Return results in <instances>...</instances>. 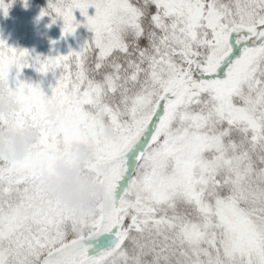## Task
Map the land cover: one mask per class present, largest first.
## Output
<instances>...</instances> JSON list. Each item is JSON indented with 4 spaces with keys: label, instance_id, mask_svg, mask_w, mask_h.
I'll list each match as a JSON object with an SVG mask.
<instances>
[{
    "label": "snow or ice",
    "instance_id": "obj_1",
    "mask_svg": "<svg viewBox=\"0 0 264 264\" xmlns=\"http://www.w3.org/2000/svg\"><path fill=\"white\" fill-rule=\"evenodd\" d=\"M45 15L91 36L44 58L0 40L16 105L0 125L36 131L0 158V264H264V0H49ZM28 67L53 74L49 94ZM72 143L105 192L87 215L44 185Z\"/></svg>",
    "mask_w": 264,
    "mask_h": 264
},
{
    "label": "clouds",
    "instance_id": "obj_2",
    "mask_svg": "<svg viewBox=\"0 0 264 264\" xmlns=\"http://www.w3.org/2000/svg\"><path fill=\"white\" fill-rule=\"evenodd\" d=\"M15 99L0 91V116L7 117L15 110ZM104 135H111L105 128ZM36 140V131L31 127L13 128L0 125V158L20 159ZM93 158V149L85 143L68 146V159H58L51 172L43 177L46 189L54 198L82 214L94 211L97 202H105L102 185L84 173L85 165Z\"/></svg>",
    "mask_w": 264,
    "mask_h": 264
},
{
    "label": "rangeland",
    "instance_id": "obj_3",
    "mask_svg": "<svg viewBox=\"0 0 264 264\" xmlns=\"http://www.w3.org/2000/svg\"><path fill=\"white\" fill-rule=\"evenodd\" d=\"M48 2L49 0H10L7 15L0 12V40L13 48L26 49L41 58L78 49L80 44L90 38L91 33L80 27L74 34L62 36L61 20L52 23L49 16H40ZM5 3H9V0H5ZM92 11L90 9L89 14ZM74 15L78 21H82L78 12ZM20 79L39 83L46 94L50 93L49 86L55 84L52 73L41 75L31 67L22 69Z\"/></svg>",
    "mask_w": 264,
    "mask_h": 264
}]
</instances>
